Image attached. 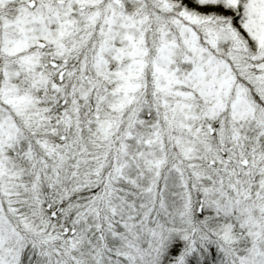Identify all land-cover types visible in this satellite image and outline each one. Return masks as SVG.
I'll list each match as a JSON object with an SVG mask.
<instances>
[{
	"label": "snow or ice",
	"instance_id": "snow-or-ice-1",
	"mask_svg": "<svg viewBox=\"0 0 264 264\" xmlns=\"http://www.w3.org/2000/svg\"><path fill=\"white\" fill-rule=\"evenodd\" d=\"M0 264H264V0H0Z\"/></svg>",
	"mask_w": 264,
	"mask_h": 264
}]
</instances>
